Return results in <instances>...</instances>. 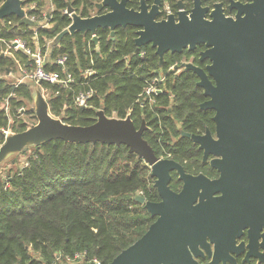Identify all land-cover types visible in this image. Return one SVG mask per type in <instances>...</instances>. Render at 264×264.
Masks as SVG:
<instances>
[{
    "label": "trees",
    "instance_id": "obj_1",
    "mask_svg": "<svg viewBox=\"0 0 264 264\" xmlns=\"http://www.w3.org/2000/svg\"><path fill=\"white\" fill-rule=\"evenodd\" d=\"M36 1L41 4L39 0H25L24 5ZM98 1L51 0L54 10L47 17L37 7L28 8V15L35 18L34 27L19 25L14 16L0 20V44L4 50V55H0V74L13 72L19 76L23 67L28 68V56L6 45L20 38L31 48L37 42L48 49L44 70L60 79L67 75L72 78L65 87L26 80L16 88L0 79V102L10 93L20 98H8L11 129L17 127L14 132H20L28 127L20 119L24 114L35 119L32 106L26 108L23 101H31L30 88L34 83L42 93L51 92L49 112L62 122L89 125L95 121L98 109L117 118L129 114L136 128L145 122L147 129L142 136L157 156L179 162L187 173L202 172L212 177L214 171L200 163L201 151L180 135V130L201 134L213 129V111L200 109L204 97L196 86V75L181 67L189 59L199 64L198 54L203 46L166 53L159 67L158 56L150 45L136 51V28L131 26L116 28L113 37L107 28L97 29L96 42L91 34L77 32L52 44L71 22L63 13L67 3L81 17H89L100 12L94 9ZM136 2L129 0L126 5L131 8ZM45 19L46 27L38 23ZM60 56L66 57L62 66L55 62ZM88 68L94 74L85 77L83 73ZM157 72L163 76L161 91L149 103L141 92ZM89 90L93 94L86 106H76V94ZM19 107L24 108L22 114L17 112ZM7 122L0 110V144L4 140L1 129ZM28 150L19 169L4 178L0 176V264H67L69 260L89 264L92 259L108 264L153 222L135 201L137 195L158 201L150 169L135 154L128 153L124 145L53 140L21 153L27 154ZM178 186L176 180L169 183L172 190Z\"/></svg>",
    "mask_w": 264,
    "mask_h": 264
},
{
    "label": "water",
    "instance_id": "obj_2",
    "mask_svg": "<svg viewBox=\"0 0 264 264\" xmlns=\"http://www.w3.org/2000/svg\"><path fill=\"white\" fill-rule=\"evenodd\" d=\"M128 0H100L95 8L106 12L81 17L66 4L70 24L54 37L52 44L65 35H93L107 28L113 37L116 28H136L133 42L136 51L150 45L159 59L166 53L193 51L198 45V61L182 63L184 70L197 77L196 86L207 99L200 108L214 112V136L180 130L208 157L219 177L186 173L176 161L157 156L143 138L145 122L136 128L130 115L108 117L102 109L95 112L89 125H71L53 117L48 99L35 88L33 105L36 122L27 129L7 135L0 144V163L9 155L26 151L53 140L66 143L124 145L150 169L159 201H148L137 195L135 201L153 218L147 230L132 244L120 251L108 264H199L195 258L205 251L217 264L221 254L233 263L230 253L236 252L235 238L246 229L248 252L264 257V0L231 2L237 13L226 17L221 4L205 17L207 7L200 0H191L188 14L182 3L177 13L157 20L159 0L148 9L138 0L137 9L126 6ZM23 0H0V20L14 16L19 25L34 27L24 11ZM41 82H38V85ZM170 172H175L182 185L178 192L169 187ZM260 239V241H259ZM242 244V243H241ZM240 244V245H241ZM212 247V249H211ZM259 249L262 252H259ZM225 262V259H222Z\"/></svg>",
    "mask_w": 264,
    "mask_h": 264
},
{
    "label": "built area",
    "instance_id": "obj_3",
    "mask_svg": "<svg viewBox=\"0 0 264 264\" xmlns=\"http://www.w3.org/2000/svg\"><path fill=\"white\" fill-rule=\"evenodd\" d=\"M27 10L28 9L24 8V11H26V16L29 19L35 21L34 16L28 15ZM63 13H65L66 15H68L70 17V15L66 13V10H63ZM91 38L93 39L92 34H91ZM33 44H34V46H33V48H31L26 44V42L24 40H22L20 38L12 39L6 43L7 46H11L13 49L22 50L29 58L28 68L23 67L19 73V76H17L15 74L17 77L16 78L17 82H15L14 88H16L20 83H22L23 81H26V80H31V81H34L36 83L45 82V83H49V84H61L64 87L67 85L68 82L72 81V78L70 77V75H67L65 79H60L57 76V74L44 70L43 65L47 59L48 49L46 47L44 49L41 48L37 42H34ZM0 55H2V56L4 55V50L2 49L1 44H0ZM140 55H142V53ZM65 59H66L65 56H60V57L56 58L55 62L58 65L62 66L65 62ZM8 74L12 75L11 72H9ZM93 74H94V71L92 69L88 68L84 71L83 76L89 77ZM162 80H163V76L158 75V76H155L151 80L146 82V85L141 92V96L144 99H146L149 103H153L154 102L153 95H155L161 91L159 88V83L162 82ZM92 94H93L92 90L78 92L76 94V96L74 97L75 105L80 106V107H85L86 103H87V99L89 97H91ZM4 102L5 103L0 108V110L3 111V113L5 114L7 119L9 120L10 119V115H9L10 106L8 105V103H9L8 99H5ZM17 112H20L22 114L24 112V108L19 107L17 109ZM113 116L114 115L108 116V117H113ZM1 131L3 132L4 138L7 135L12 133L10 131L9 127L6 129L2 128ZM77 256H79V255H76V257ZM79 258H80V256H79ZM88 263L89 264H100L99 261L96 259H92L91 261H88Z\"/></svg>",
    "mask_w": 264,
    "mask_h": 264
},
{
    "label": "flooded vegetation",
    "instance_id": "obj_4",
    "mask_svg": "<svg viewBox=\"0 0 264 264\" xmlns=\"http://www.w3.org/2000/svg\"><path fill=\"white\" fill-rule=\"evenodd\" d=\"M100 1V0H99ZM98 1V2H99ZM129 1V0H128ZM127 1V2H128ZM148 9L153 5L154 3V0H144ZM178 1H181L182 3V11H184L186 14H188L190 12V10L192 9V1L191 0H159L160 4L158 6V10L160 11V14L159 16L156 18L157 20L159 19H163L165 18L168 14H176L177 11L179 10L176 3ZM97 2V3H98ZM231 2H236V3H241V4H246V3H249L250 1L248 0H200V4L202 7H207L208 10L206 11V14H205V17L208 18V15L209 13L214 9V5L215 4H218L220 3L221 4V12L226 16V17H234V15L237 13V10L236 8L234 7H230V3ZM96 4V3H95ZM138 5H139V1L137 0L136 2V5L134 7H131L133 9H137L138 8ZM127 6V5H126ZM33 9V8H31ZM95 9V12H98V10L96 8ZM66 10V8L64 9ZM106 8H102V10L99 12V13H104L106 12ZM99 13H96V14H99ZM65 14V13H64ZM136 32V31H135ZM203 46V49L200 50L199 52L205 50V47L204 45ZM185 62H191L195 65H198L202 68H204L206 66V64L208 63L207 60L204 61V62H199V64H196L194 63L191 59H189L188 61H185ZM172 68V67H170ZM174 69L176 67H173ZM183 68V67H182ZM184 69V68H183ZM158 75H161V73L157 72ZM157 75V76H158ZM163 81V80H162ZM197 82V81H196ZM201 89V88H200ZM202 90V89H201ZM203 95V94H202ZM204 97V96H203ZM207 98L204 97V101L206 100ZM203 101V102H204ZM202 102V103H203ZM201 103V104H202ZM201 109V108H200ZM201 110H204V109H201ZM208 110V109H207ZM211 111V110H209ZM214 114V112H213ZM213 116V115H212ZM211 121H212V117H211ZM213 123V122H212ZM206 130V129H205ZM209 130V129H208ZM212 134V136H214V123H213V129L212 130H209ZM205 132V131H204ZM203 132V133H204ZM201 133V134H203ZM193 134V133H192ZM181 135V134H180ZM196 135H199V134H196ZM183 137V136H182ZM194 144V143H192ZM196 145V144H194ZM197 146V145H196ZM197 149H198V146H197ZM199 150V149H198ZM200 151V150H199ZM202 156H203V153L201 151V160H200V163L202 165H204L205 167H208L209 169L213 170L214 171V174L212 177H209L207 176L206 174L202 173V172H199L197 174H203L205 176H207L208 178L210 179H215L217 177H219V172L216 171L215 169L211 168L210 165H209V160L211 159V157H208L206 161H202ZM171 159V158H169ZM173 160V159H172ZM175 161V160H174ZM177 162V161H176ZM179 163V162H177ZM180 164V163H179ZM181 165V164H180ZM182 166V165H181ZM185 171V170H184ZM186 172V171H185ZM187 173V172H186ZM191 174V173H189ZM197 174H192V175H197ZM177 181L179 183V186L177 189L173 190L175 192H178L181 188V181L178 180V177L176 175L175 172H170V181ZM170 183V182H169ZM171 189V188H170ZM158 201H159V198H158ZM260 241V239H259ZM242 243V244H241ZM248 243V238H247V234H246V229L243 230L242 234L239 236V237H236L235 238V245H236V252L235 253H230V255L232 256L233 258V263L226 260V256L224 254H221L220 256V259L218 260L217 264H264V257H260L262 258V260L259 261V258L256 257L253 253H255V250L254 249H251V252H248V249L245 247ZM241 244V245H240ZM212 249V247H211ZM259 252H262L261 249H259ZM203 255L202 256H198L195 258V260L199 263V264H206V263H209L211 261V259L208 257L207 253L205 251L202 252ZM222 259H225V262L223 263L222 262Z\"/></svg>",
    "mask_w": 264,
    "mask_h": 264
},
{
    "label": "rangeland",
    "instance_id": "obj_5",
    "mask_svg": "<svg viewBox=\"0 0 264 264\" xmlns=\"http://www.w3.org/2000/svg\"><path fill=\"white\" fill-rule=\"evenodd\" d=\"M23 1H25V0H23ZM41 2V4H38L37 3V1L35 2L36 3V5H35V3H31V4H29V3H26L23 7L25 8V9H28V8H33V7H37V9H40L41 10V12H42V14H43V16H45L46 15V17H47V15L49 16L50 15V13L54 10L53 8V5H52V3H51V0H39V3ZM26 6V7H25ZM93 12V11H92ZM47 21V19H45L44 21H38V23L41 25V26H48L45 22ZM47 40V39H46ZM12 73V75H9V74H0V79H2V80H4V81H6V83L7 84H11L12 83V85H13V88H14V84H15V82H17L16 81V73H13V72H11ZM35 88H38L39 89V87L37 86V84H32L31 85V88H30V95H31V101L29 102V101H26L25 99H23V101L25 102V104H26V108H29L30 106H32L33 105V94H34V91H35ZM43 94H44V96L48 99L49 98V96H50V94H51V92L50 91H44L43 92ZM9 97H12V98H17V99H20L16 94H13V93H10V94H8L7 95V97L5 98V99H8ZM5 99H3L1 102H0V108L3 106V104L5 103L4 101H5ZM8 105H9V103H8ZM10 106V105H9ZM31 108V107H30ZM65 108V107H64ZM35 116V115H34ZM54 117V116H53ZM113 117H115V116H113ZM55 118H57V117H55ZM20 119H22V121H23V123L25 122L27 125H28V127H30V125H33V124H35V122H36V118L35 119H32L30 116H29V114H24V115H22L21 116V118ZM12 123H11V117H10V119L8 120V122H7V125H6V127L4 128V129H6V128H8L9 127V129H10V131L12 132V133H15L14 132V130L16 129L17 130V127L15 128V129H11V127H10V125H11ZM14 125H16V123L14 124ZM27 127V128H28ZM26 128V129H27ZM30 153V150H28L27 151V154H22V153H17V154H12V155H9L5 160H3L1 163H0V176L2 177V178H4L5 176H7V173L8 172H10V173H12L13 172V170H15L16 168L17 169H19L22 165H23V163H24V161L26 160V157L28 156V154ZM13 161H16L15 163H14V165H12V162ZM12 168V169H11ZM82 257H80L79 259H81ZM67 264H83V263H81V262H79V263H75V261H73V260H69V261H67Z\"/></svg>",
    "mask_w": 264,
    "mask_h": 264
}]
</instances>
